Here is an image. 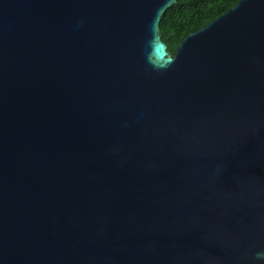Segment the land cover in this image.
I'll list each match as a JSON object with an SVG mask.
<instances>
[{
	"label": "water",
	"instance_id": "1",
	"mask_svg": "<svg viewBox=\"0 0 264 264\" xmlns=\"http://www.w3.org/2000/svg\"><path fill=\"white\" fill-rule=\"evenodd\" d=\"M176 1L0 0V264H264V0Z\"/></svg>",
	"mask_w": 264,
	"mask_h": 264
},
{
	"label": "trees",
	"instance_id": "2",
	"mask_svg": "<svg viewBox=\"0 0 264 264\" xmlns=\"http://www.w3.org/2000/svg\"><path fill=\"white\" fill-rule=\"evenodd\" d=\"M239 0H177L162 16L159 28L167 52L174 54L188 34L223 14Z\"/></svg>",
	"mask_w": 264,
	"mask_h": 264
},
{
	"label": "clouds",
	"instance_id": "3",
	"mask_svg": "<svg viewBox=\"0 0 264 264\" xmlns=\"http://www.w3.org/2000/svg\"><path fill=\"white\" fill-rule=\"evenodd\" d=\"M153 66L157 67V68H166V67H168V65L160 66V65H156L155 63H153ZM257 257L261 258V259H264V253H257Z\"/></svg>",
	"mask_w": 264,
	"mask_h": 264
}]
</instances>
